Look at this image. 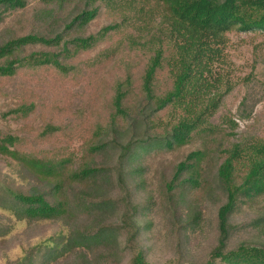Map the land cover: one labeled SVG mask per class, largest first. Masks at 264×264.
Listing matches in <instances>:
<instances>
[{
    "label": "trees",
    "instance_id": "obj_1",
    "mask_svg": "<svg viewBox=\"0 0 264 264\" xmlns=\"http://www.w3.org/2000/svg\"><path fill=\"white\" fill-rule=\"evenodd\" d=\"M100 1L0 0V29L10 31L0 33V79L30 65L65 70L78 54L105 48L101 39L119 22L92 28ZM158 2L167 30L130 41L147 54L140 81L134 85L127 74L115 79L111 123L94 129L79 162L27 151L29 136L44 141L60 128L35 114L37 99L0 90V165L8 171L0 176V209L18 222L49 221L61 229L7 264L67 257L74 264H118V252L129 253L126 264H152L145 246L155 244L158 221L165 220L177 248L165 264H185L183 242L208 229L203 206L210 198L216 237L197 264H264V139L236 138L233 117L211 124L220 95L209 97L218 86L211 65L222 56L226 34L264 31V0ZM165 42L174 53L166 55ZM215 189L220 194L213 196ZM11 228L0 220V239Z\"/></svg>",
    "mask_w": 264,
    "mask_h": 264
},
{
    "label": "rangeland",
    "instance_id": "obj_2",
    "mask_svg": "<svg viewBox=\"0 0 264 264\" xmlns=\"http://www.w3.org/2000/svg\"><path fill=\"white\" fill-rule=\"evenodd\" d=\"M100 3L103 8L92 28L97 29L106 21L119 22L110 37L101 39L107 43L105 48L93 54L89 51L78 54L68 62L65 70L30 65L24 66L14 77L0 79V90L9 92V96L25 93L29 94L27 98L37 99L39 103L35 114L41 113L42 118L52 120L60 128L44 141L38 139L35 143L34 136L26 139V150L35 155L70 156L76 163L79 162L89 146L94 129L97 126L106 129L111 123L114 109L109 105L115 95V79H123L127 74L132 77L134 85L140 81L147 54L141 47L131 49L130 41L142 43L144 39L161 37L160 31L167 30L168 26L162 25L165 9L158 0H101ZM1 32L4 37L10 35V31L4 32L2 28ZM147 32L150 33L148 37ZM225 40L222 56L211 65L212 78L218 80L215 82L218 86L212 89L209 97L217 91L220 100L210 123L219 126L226 117H233L238 124L236 138L264 139V31L241 32L233 29L226 34ZM164 49L166 55L174 53L173 47L166 42ZM240 114L249 117L240 119ZM33 115L31 113L26 119ZM161 120L166 125L167 117ZM105 157L99 155L97 159ZM164 169L169 172V168ZM6 173L8 171L0 165V176ZM217 194L220 193L215 189L213 196ZM203 208L209 227L204 233L190 234L184 240L182 249L184 259L188 260L185 264L202 262L206 251L214 245L216 232L213 221L217 206L210 198ZM160 210L164 214V209ZM0 220L12 225L8 235L0 239V264L23 257L30 246L54 238L61 231L54 222L29 225L15 221L2 209ZM158 222L163 227L158 239L154 245L146 244L145 247L152 264H165L177 256L176 240L169 232L168 221ZM129 257V253L118 252L116 260H119L118 264H126ZM73 259L63 258L58 264H74Z\"/></svg>",
    "mask_w": 264,
    "mask_h": 264
}]
</instances>
